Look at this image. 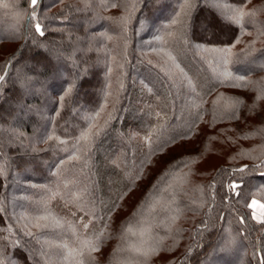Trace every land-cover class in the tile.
<instances>
[{
	"label": "trees",
	"instance_id": "1",
	"mask_svg": "<svg viewBox=\"0 0 264 264\" xmlns=\"http://www.w3.org/2000/svg\"><path fill=\"white\" fill-rule=\"evenodd\" d=\"M1 43L0 264H264V0H0Z\"/></svg>",
	"mask_w": 264,
	"mask_h": 264
},
{
	"label": "rangeland",
	"instance_id": "2",
	"mask_svg": "<svg viewBox=\"0 0 264 264\" xmlns=\"http://www.w3.org/2000/svg\"><path fill=\"white\" fill-rule=\"evenodd\" d=\"M34 5L32 4V0H28V7H33ZM8 32V30H3L1 32ZM50 43L48 42L46 45H49ZM1 47L3 48L5 46V43H1L0 44ZM59 60H61L62 62H64L63 58L61 57ZM250 63H253V62H250ZM25 66L27 67H30V64L28 62H25L24 63ZM18 70V69H17ZM0 76H2V73H0ZM26 85L24 87H22V89H24L25 91L29 92L30 88L32 87V83L31 82H27V80L25 81ZM24 83V84H25ZM22 84V85H24ZM53 87L50 88V90L48 91H53ZM261 98H260V104H264V95L261 94L260 95ZM20 110L21 109V104L20 103H16V107L13 109L12 111V115L16 113L17 110ZM204 140H205V149H204V152L202 154L201 157L197 158L194 165H193V168L195 169L196 167V170H198V168L200 169L201 167L205 166V164L207 163V161L209 160L210 163H212L213 166L216 165V156L217 154L221 155V154H229L231 152V148H226L224 147L222 149V142L220 141V138H216V137H209V138H206L204 137ZM191 149V147L189 146H183L182 148H179L177 150L174 151V153H172V155H175L177 154L178 152H181V151H184V150H189ZM168 157H166L165 159H167ZM194 170V171H196ZM236 186H237V183H231L230 187H229V191L231 192H234V191H237L236 189ZM249 206L251 208V211H252V217L253 219L256 221V222H259V223H262L264 225V201L261 200L260 198L258 197H253L251 198L250 200V203H249ZM230 243L228 242L227 245H224V246H228ZM219 249V247H218ZM236 262V259L233 258L230 260V264L232 262Z\"/></svg>",
	"mask_w": 264,
	"mask_h": 264
},
{
	"label": "snow or ice",
	"instance_id": "3",
	"mask_svg": "<svg viewBox=\"0 0 264 264\" xmlns=\"http://www.w3.org/2000/svg\"><path fill=\"white\" fill-rule=\"evenodd\" d=\"M36 3H37V0H32V4L35 6L36 5ZM233 19H235V18H233ZM236 22H239L238 20L236 21ZM35 29H36V31L38 32V33H40L41 35H43V32H42V30H41V26H40V24H36L35 25ZM223 51H227L228 49H222ZM242 80L244 79V77H240ZM5 79V77L4 76H0V81H3ZM83 138L85 139V140H88L89 138H90V134L89 133H85L84 134V136H83ZM41 219H46V217H41ZM37 226H39V225H37Z\"/></svg>",
	"mask_w": 264,
	"mask_h": 264
}]
</instances>
